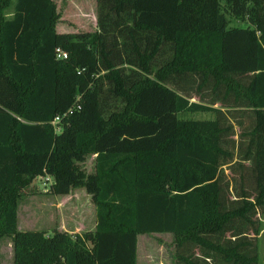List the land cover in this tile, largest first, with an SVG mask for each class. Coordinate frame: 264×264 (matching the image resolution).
Segmentation results:
<instances>
[{
  "label": "trees",
  "instance_id": "obj_1",
  "mask_svg": "<svg viewBox=\"0 0 264 264\" xmlns=\"http://www.w3.org/2000/svg\"><path fill=\"white\" fill-rule=\"evenodd\" d=\"M95 4L94 31L57 32L53 0H0V238L12 264H136V235L150 233L171 234L175 264H257L233 237L244 230L214 237L264 213V0ZM188 77L250 116L237 148L253 192L234 207L222 208L219 178L232 126L177 117L221 112L177 92L175 78ZM40 175L53 195L84 189L93 230H16L18 199Z\"/></svg>",
  "mask_w": 264,
  "mask_h": 264
},
{
  "label": "rangeland",
  "instance_id": "obj_2",
  "mask_svg": "<svg viewBox=\"0 0 264 264\" xmlns=\"http://www.w3.org/2000/svg\"><path fill=\"white\" fill-rule=\"evenodd\" d=\"M53 1L59 14L55 28L57 27L58 30L63 28L69 31H86L92 27L96 12L95 0ZM10 8L6 9V16L9 14ZM245 22L229 16L230 25L243 26ZM175 79L178 85L174 88H176L178 93L184 94L186 92L191 96L189 98L190 101H213L212 106L221 111L220 113H216L215 111H184L177 113L178 118L200 120L213 119L217 116L223 126L227 124H231L232 126V132L229 133L227 131L222 136L221 145L231 153V157L228 159V163L221 166L219 178L222 208L234 207L238 204L241 190L246 191V193L253 192L252 182L246 170L247 162L241 160V151L237 148L240 141L238 134L240 131L246 130L249 125L250 116L242 112L243 109L237 106L232 107L233 105L230 100L226 102L220 101L218 98L211 100L215 97V93L210 91L209 85L197 91L195 89L196 80L192 78ZM78 165L86 174L91 173L93 171V155H86L83 161L78 162ZM49 183V176H37L30 187L34 192L21 194L19 197L17 202L18 230H42L48 234L52 229L64 231L66 229L81 230V224L84 226L85 231L90 229L94 222V206L84 189L79 187L71 189L67 195H53L46 192ZM76 221L79 225L75 224ZM250 221L252 225L240 220L234 221L230 229L219 236H215L214 239L222 244L227 243V241L232 242L231 235L233 231L244 230L243 233L233 237L235 241L240 239L248 241L250 245L244 246L242 249L248 254L255 253L257 264H261L264 262V213L251 215ZM252 227L258 229V236L252 237ZM155 237L159 242H155ZM143 238L139 240L140 256L141 252L149 247L147 244L148 240L154 241L155 244H162L161 247L157 245L149 247L154 261H156L153 264H156L157 261H161L162 264H175V253L182 252L181 249L175 248L170 235ZM183 251L184 254L198 253L197 248L191 245L184 246ZM0 264H12L11 249L6 240L0 241ZM210 264L219 263L214 258L210 261Z\"/></svg>",
  "mask_w": 264,
  "mask_h": 264
},
{
  "label": "crops",
  "instance_id": "obj_3",
  "mask_svg": "<svg viewBox=\"0 0 264 264\" xmlns=\"http://www.w3.org/2000/svg\"><path fill=\"white\" fill-rule=\"evenodd\" d=\"M9 15V14H8ZM55 26H56V24H55ZM92 27L91 28H89V29H87L86 31H94L95 29H96V26H95V19H94V21H93V23H92V25H91ZM55 30L57 31V32H75V31H69V30H67V29H63V28H60L59 30L57 29V27L55 28ZM69 193V192H68ZM67 193V194H68ZM67 194H65V195H67ZM90 200V199H89ZM91 202V201H90ZM92 206V205H91ZM77 207H78V205H77ZM93 212H94V210H93ZM75 224H77V225H79V223L76 221L75 222ZM73 225H74V223H73ZM93 227H94V222H93V224H92V227L90 228L91 230H93ZM81 230H76V229H66V231L68 232V233H70L71 235H74L75 233H77V234H79V233H81V232H84L85 230H84V226L81 224ZM19 228H18V220H17V208H16V230H18ZM90 229H87V231H90ZM19 231H23V230H19ZM257 233H258V230H257ZM166 236V235H170L171 236V234L170 233H150V234H137L136 235V251H135V258H136V264H139V263H141V264H153L154 262H156V261H154V257L152 256V254H151V249H149V247L151 246V247H153V245H157V246H160L161 247V245L162 244H155V242L157 243V241L158 240H156V237H155V242L154 241H152V240H148L147 241V244H148V248L145 250L144 249V251L143 252H141V256H140V251H139V240L140 239H142L143 237L144 238H147L148 236ZM256 236H258V234H256L255 235V237ZM143 238V239H144ZM158 238V237H157ZM231 239H233V237H231ZM2 240H6V243H8V245H10V249H11V262H12V243H11V240H10V238L9 237H2V238H0V241H2ZM171 240H172V237H171ZM159 242V241H158ZM174 245V244H173ZM140 261V262H139ZM156 264H162V262L161 261H157V263ZM261 264H264V262H262Z\"/></svg>",
  "mask_w": 264,
  "mask_h": 264
},
{
  "label": "built area",
  "instance_id": "obj_4",
  "mask_svg": "<svg viewBox=\"0 0 264 264\" xmlns=\"http://www.w3.org/2000/svg\"><path fill=\"white\" fill-rule=\"evenodd\" d=\"M66 56L65 52L63 51H60V50H57L56 54H55V57L56 58H64ZM69 110V109H68ZM64 114V113H63ZM59 121V117L58 116H55L51 121V125H55L57 122Z\"/></svg>",
  "mask_w": 264,
  "mask_h": 264
}]
</instances>
